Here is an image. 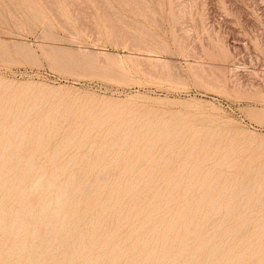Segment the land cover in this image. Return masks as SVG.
<instances>
[{"label":"rangeland","instance_id":"rangeland-1","mask_svg":"<svg viewBox=\"0 0 264 264\" xmlns=\"http://www.w3.org/2000/svg\"><path fill=\"white\" fill-rule=\"evenodd\" d=\"M0 264H264V0H0Z\"/></svg>","mask_w":264,"mask_h":264},{"label":"bare ground","instance_id":"bare-ground-1","mask_svg":"<svg viewBox=\"0 0 264 264\" xmlns=\"http://www.w3.org/2000/svg\"><path fill=\"white\" fill-rule=\"evenodd\" d=\"M124 33L126 34V32H124ZM126 35H127V34H126ZM127 36H128V35H127ZM130 37H131V36H130ZM130 39H132V38H130ZM137 43H138V42H137ZM103 63H105V62H103ZM24 93H25V92H24ZM3 101H4V100H3ZM152 113H153V112H152ZM157 113H158V112H157ZM181 113H182V111H181ZM183 114H184V113H183ZM171 115H172V113H171ZM171 115H169V116H171ZM146 116H147V115H146ZM159 116H160V115H159ZM180 116H181V115H179V116H177V117H180ZM177 117H176V118H177ZM162 118H163V116H162ZM181 118H184V117H181ZM190 118H191V117H190ZM174 119H175V118H174ZM174 119H173V117H172V120H174ZM28 125H29V124H28ZM16 135H17V134H16ZM48 162H49V161H48ZM29 164H30V163H29ZM32 164H33V163H32ZM32 166H33V165H32ZM38 166H39V165H38ZM48 169H49V168H48ZM60 169H61V168H60ZM36 170H37V169H36ZM36 172H37V171H36ZM47 176H48V175H47ZM45 178H46V177H45ZM48 178H49V176H48ZM48 178H47V180H48ZM38 179H39V178H38ZM36 180H37V178H36ZM42 180H43V179H42ZM45 180H46V179H45ZM79 180H80V179H79ZM39 181H40V180H39ZM37 182H38V181H37ZM42 182H44V181H42ZM33 183H34V182H33ZM45 183H46V181H45ZM45 183H43L42 186H44ZM48 183H49V181H48ZM36 184H37V183H36ZM36 184H34V185L32 184V186L34 187ZM38 184H39V183H38ZM38 184H37V185H38ZM39 186H40V184H39ZM39 186H37L38 188H37V187H36V188L34 187V190H38V189H40ZM50 186H52V185H50ZM41 188H42V187H41ZM32 189H33V188H32ZM65 191H66V190H65ZM36 192H37V191H36ZM69 195H70V194H69ZM56 198H57V197H56ZM60 199H61V196H60ZM49 205H50V204H49ZM41 209H42V208H41ZM109 231H110V230H109ZM36 234H37V233H36ZM36 234H35V235H36Z\"/></svg>","mask_w":264,"mask_h":264}]
</instances>
